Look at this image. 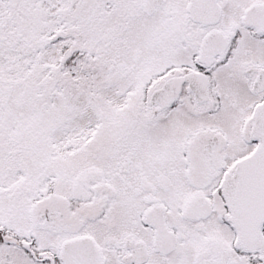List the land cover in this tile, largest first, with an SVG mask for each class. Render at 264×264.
<instances>
[{"label":"snow or ice","instance_id":"snow-or-ice-1","mask_svg":"<svg viewBox=\"0 0 264 264\" xmlns=\"http://www.w3.org/2000/svg\"><path fill=\"white\" fill-rule=\"evenodd\" d=\"M0 264H264V0H0Z\"/></svg>","mask_w":264,"mask_h":264}]
</instances>
